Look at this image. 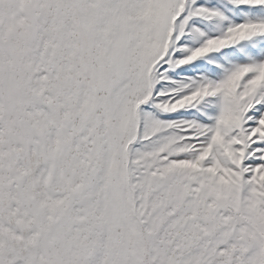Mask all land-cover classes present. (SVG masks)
<instances>
[{"label":"snow or ice","instance_id":"obj_1","mask_svg":"<svg viewBox=\"0 0 264 264\" xmlns=\"http://www.w3.org/2000/svg\"><path fill=\"white\" fill-rule=\"evenodd\" d=\"M0 264H264V0H0Z\"/></svg>","mask_w":264,"mask_h":264}]
</instances>
